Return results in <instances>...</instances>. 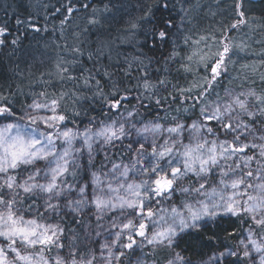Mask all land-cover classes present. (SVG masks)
I'll list each match as a JSON object with an SVG mask.
<instances>
[{"label": "snow or ice", "instance_id": "6c2138e0", "mask_svg": "<svg viewBox=\"0 0 264 264\" xmlns=\"http://www.w3.org/2000/svg\"><path fill=\"white\" fill-rule=\"evenodd\" d=\"M246 2L233 0L235 22L219 36L187 27L188 0H157L154 11L150 8L145 16L130 22L133 38L145 24H151L143 31L145 42L150 40L153 48L171 46L165 63L175 62L180 65L178 72L185 73L195 67L196 79L186 87L172 85L178 93L172 102H191L176 109L189 114L187 119L177 115L137 119L138 109L126 107L129 89L113 84L105 92L97 77L103 74L110 80L106 70H95L94 64L73 74L78 56L56 68L61 87L71 81L70 90L32 93L31 102L19 109L15 93L0 92V264H123L122 258L128 257L125 250L134 254L143 241L154 248H171L181 234L219 226L225 218L238 222L232 231H224L239 238L237 248L243 257L256 264L254 253L259 254V264H264V89L257 92L241 85L239 90L224 87L223 94L218 91L229 66L237 63L241 53L248 54V45L235 43L227 34L248 27ZM178 3L176 23L171 13ZM62 10L61 26L78 11L75 0H66L53 12ZM155 11H167L169 17L157 24ZM95 13L93 9L89 19L93 25L100 23ZM47 16L46 12L45 20ZM32 19L31 15L17 18L16 24L41 31ZM9 32L7 22L0 25V47L18 43V37L8 40ZM73 51L82 54L78 48ZM260 57L264 66V52ZM260 80L264 85V74ZM169 84L167 79L153 84L150 76H141L136 84L143 89L137 97L140 107H146L144 100L151 101ZM89 100L107 109L104 118L77 123L82 115L77 106ZM164 102H168L166 97L154 101L157 107ZM117 142L124 154L121 163L113 162L107 152V148L116 149ZM94 145L104 150L110 167L102 164L99 175L93 172L89 183L74 190L67 177L77 175V160L85 151L89 163L93 162ZM124 158L129 163H123ZM177 193L182 198L173 203ZM82 207H94L97 225L90 231L97 237L101 232L96 229L103 228L99 222L108 216L111 227L103 244L98 240L83 246L65 242L66 229L56 216L64 208L78 212ZM137 237L142 238L140 243ZM166 260L167 264H192L179 253ZM221 261L239 264L240 257L227 249L214 253L204 264ZM136 264L142 261L137 259Z\"/></svg>", "mask_w": 264, "mask_h": 264}, {"label": "trees", "instance_id": "16d2710c", "mask_svg": "<svg viewBox=\"0 0 264 264\" xmlns=\"http://www.w3.org/2000/svg\"><path fill=\"white\" fill-rule=\"evenodd\" d=\"M253 2L247 0L245 4L248 27L227 33L235 43L243 42L248 45V54L241 53L237 63L229 66L228 75L222 79V87L218 88L221 94L224 87L239 90L241 85L245 88L253 87L257 92L264 89L260 80L261 74H264V66L259 63L260 54L264 52V0L256 4ZM62 3H66V0H0V25L7 22L10 30L9 41L19 38L16 45L9 43L5 47H0V92L5 95L9 92L15 93V99L19 101L17 109L21 104L31 102L32 93H38L43 89L49 93L72 89L71 81L63 82L61 87L56 68L58 63L72 62L73 57L78 56L73 74H77L80 68L92 69L94 64L95 70H106L111 74L110 80L103 74L97 77L104 85L105 92L111 91L113 84L121 89H129V102L126 103V107L138 109L140 115L137 119L155 120L156 117L165 115L169 118L177 115L181 119H187L189 114L177 113L176 109L188 107L191 102L184 105L172 102V97L178 95L172 85L186 87L193 80L192 73H185L183 70L178 72L180 65L175 62L165 63L164 58L169 54L170 45L161 48L157 44L153 48L150 40L145 42L143 31L150 28L151 24H145L136 38L130 35V22L145 16L150 8L154 11L157 0H75L78 11L68 17L61 26V21L65 20V13L63 10L55 13L53 9ZM232 3L233 0H188L185 7L189 8V14L185 24L199 34L217 31L216 34L219 36L222 30L226 31L227 26L235 22L232 18ZM82 4H88L89 7L84 9L81 7ZM42 5H47V9L41 7ZM179 7L178 3L177 10L171 13L176 23H179ZM93 9H96L95 15L100 21L99 24L89 23V19L93 16ZM46 12L47 20L44 18ZM30 15L33 17L32 23L38 25L41 31H34L27 24H16L17 18L27 19ZM191 15L194 18L192 22ZM168 17L167 11H155L154 21L159 24L161 19ZM77 48L82 54L73 51ZM89 56L92 58L89 59ZM254 68L255 71H253ZM145 74L151 77L153 84L161 79H167L170 84L167 90L161 87L157 96L151 101L144 100L146 107H140V100L137 97L141 96L143 89H137L136 84ZM245 76L250 79L245 80ZM85 95L90 97L92 94L85 93ZM160 97H166L168 102L157 107L154 101ZM82 103L83 107L77 106L82 112L81 117L77 118V123L86 125L92 117L98 120L104 118L107 109H101L98 103L90 100ZM69 105V112H71V101ZM124 144L126 146L127 141H124ZM119 147L120 144L117 142L116 149L107 148L108 155L113 157L115 163H121V157L124 155L118 151ZM93 148V162L89 163L88 154L85 151L77 160L80 166L77 169V175L67 177L68 183L74 190L79 185L89 183L93 172L99 175L102 164L110 167L109 162L104 158V150L97 148L96 145ZM123 163H129V159L124 158ZM181 198L177 193L173 203H178ZM56 222L61 223V226L66 229V243L74 242L81 246L89 244L91 240H98L100 244H103L111 227L108 216H105L99 222L103 228L96 229L101 232V236L93 235L90 229H95L97 225L94 207L91 210L89 207H82L78 212L64 208L56 216ZM234 223L236 227L239 226L235 218L231 220L225 218L219 226L212 225L199 232L183 233L171 248L166 249L154 248L143 241L142 247L137 248L134 254L128 252V257L123 258V264H129V258L131 264H136L137 259L142 261V264H163V262L167 264L166 258L172 259L175 253H179L185 260H191L192 264H204L214 253L218 254L227 249L238 252L239 264H249L243 257L242 250L237 248L239 238L234 239L224 231V229L232 231ZM227 259L230 262L236 261V257ZM221 264L224 262L221 261ZM256 264L259 263L256 262Z\"/></svg>", "mask_w": 264, "mask_h": 264}, {"label": "rangeland", "instance_id": "374dc122", "mask_svg": "<svg viewBox=\"0 0 264 264\" xmlns=\"http://www.w3.org/2000/svg\"><path fill=\"white\" fill-rule=\"evenodd\" d=\"M189 18H190V17H189ZM193 19H194V18H192V15H191V18H190L191 22H192ZM190 20H189V21H190ZM190 24H191V23H190ZM216 32H217V31H216ZM260 53H261V52H260ZM260 53H259V54H260ZM259 54H258V55H259ZM259 63H260V62H259ZM260 64H261V63H260ZM236 68H237V67H236ZM191 75H192L193 80H194V79L196 78V70H195V68L193 69V72H192ZM193 80H192V81H193ZM137 238L139 239V241H138L137 243H140V240H142V238H139V237H137ZM151 246H152V245H151ZM153 247H154V246H153ZM115 250H116V249L114 248L113 251H115ZM125 251H126V252H129V250H125ZM254 255H255V257H256V262L259 263V254H255V253H254ZM123 258H124V257H123ZM123 258H122V260H123ZM247 262H249V264H250V260H247ZM163 264H166V263L163 262Z\"/></svg>", "mask_w": 264, "mask_h": 264}, {"label": "flooded vegetation", "instance_id": "af4514ba", "mask_svg": "<svg viewBox=\"0 0 264 264\" xmlns=\"http://www.w3.org/2000/svg\"><path fill=\"white\" fill-rule=\"evenodd\" d=\"M259 1H261V0L254 1L253 3H255V4H256V3H257V2H259Z\"/></svg>", "mask_w": 264, "mask_h": 264}]
</instances>
